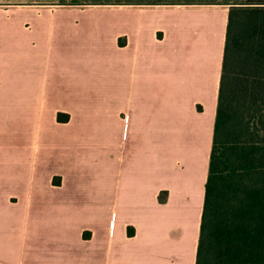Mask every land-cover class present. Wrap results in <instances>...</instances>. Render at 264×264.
Segmentation results:
<instances>
[{"label": "crops", "instance_id": "1", "mask_svg": "<svg viewBox=\"0 0 264 264\" xmlns=\"http://www.w3.org/2000/svg\"><path fill=\"white\" fill-rule=\"evenodd\" d=\"M229 9L0 0V264H196Z\"/></svg>", "mask_w": 264, "mask_h": 264}, {"label": "trees", "instance_id": "2", "mask_svg": "<svg viewBox=\"0 0 264 264\" xmlns=\"http://www.w3.org/2000/svg\"><path fill=\"white\" fill-rule=\"evenodd\" d=\"M222 3L230 9L196 264H264V0Z\"/></svg>", "mask_w": 264, "mask_h": 264}, {"label": "rangeland", "instance_id": "3", "mask_svg": "<svg viewBox=\"0 0 264 264\" xmlns=\"http://www.w3.org/2000/svg\"><path fill=\"white\" fill-rule=\"evenodd\" d=\"M61 2H82V3H131V2H185V1H198V2H224L229 0H59Z\"/></svg>", "mask_w": 264, "mask_h": 264}]
</instances>
